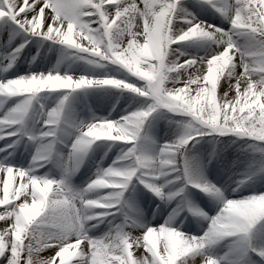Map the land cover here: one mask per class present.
<instances>
[{"label": "snow or ice", "instance_id": "1", "mask_svg": "<svg viewBox=\"0 0 264 264\" xmlns=\"http://www.w3.org/2000/svg\"><path fill=\"white\" fill-rule=\"evenodd\" d=\"M0 264H264V0H0Z\"/></svg>", "mask_w": 264, "mask_h": 264}, {"label": "bare ground", "instance_id": "2", "mask_svg": "<svg viewBox=\"0 0 264 264\" xmlns=\"http://www.w3.org/2000/svg\"><path fill=\"white\" fill-rule=\"evenodd\" d=\"M0 143H2V142H0Z\"/></svg>", "mask_w": 264, "mask_h": 264}]
</instances>
